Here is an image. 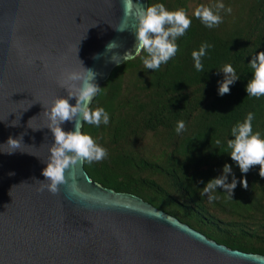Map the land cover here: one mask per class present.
Wrapping results in <instances>:
<instances>
[{"label":"water","instance_id":"1","mask_svg":"<svg viewBox=\"0 0 264 264\" xmlns=\"http://www.w3.org/2000/svg\"><path fill=\"white\" fill-rule=\"evenodd\" d=\"M122 16L121 0H0V264H264V254L229 248L133 193L100 185L83 162L66 172L79 193L37 190L53 143L43 104L67 97L57 81L78 67L77 44L98 86L120 64L113 52L135 53V21L115 29ZM110 41L120 47L94 59ZM61 127L73 131L74 123ZM21 136L23 151L4 152L9 137Z\"/></svg>","mask_w":264,"mask_h":264},{"label":"trees","instance_id":"2","mask_svg":"<svg viewBox=\"0 0 264 264\" xmlns=\"http://www.w3.org/2000/svg\"><path fill=\"white\" fill-rule=\"evenodd\" d=\"M147 0L168 10L184 9L192 23L178 37L177 54L158 70L144 67L141 52L112 68L89 107H103L109 123L84 124L106 149L100 161L83 162L89 178L115 191L133 193L229 248L264 254V177L259 165L242 173L230 155L220 152L231 128L247 113H255L253 131L264 137V96L247 95L248 62L264 51V0ZM223 3L225 9L214 6ZM199 5L212 7L222 22L212 28L194 16ZM231 8V12L227 9ZM212 45L197 72L191 53L202 43ZM231 64L239 78L230 92L218 94L220 70ZM178 121L185 128L175 131ZM221 142L220 145L216 141ZM231 173L222 172L223 165ZM227 175L237 181L231 193L217 187L216 199L203 193L209 179ZM246 179L248 187L240 184Z\"/></svg>","mask_w":264,"mask_h":264},{"label":"clouds","instance_id":"3","mask_svg":"<svg viewBox=\"0 0 264 264\" xmlns=\"http://www.w3.org/2000/svg\"><path fill=\"white\" fill-rule=\"evenodd\" d=\"M121 3L123 16L115 29L120 32L129 30L128 18L135 21L134 31H132L135 35V53L125 52L121 57L113 52L110 60L119 64L121 61L135 59L141 52H144L146 55L141 57L144 67L158 70L162 64L167 63L177 54L176 40L189 29L192 23L191 19L184 9L170 11L162 3L149 4L146 8L140 4H134L133 0H121ZM214 7L217 10L225 9L223 3H217ZM227 11L231 12V8H228ZM193 14L209 28L222 22L221 16L214 13L210 6L199 5L194 9ZM77 45L75 54L78 67L64 70L57 81L60 88L66 89L67 97L56 95L50 103L43 104L42 114L48 121L44 127L51 130L53 143L48 146L49 155L46 159V166L42 169L45 179L35 182L39 184L37 189L39 192L47 190L52 195H58L61 186H65L69 196L79 193L74 176L70 173L66 176V172L78 163L100 161L107 155L106 149L98 145L90 134L81 131L84 124L97 127L101 123L107 125L109 114L103 107L95 109L89 107L93 97L99 94L102 88L95 83L98 73L91 68L84 67L82 61L77 57ZM118 47L120 45L116 41H110L105 47V53L96 54L93 58L99 59L101 55L112 52ZM211 47V44L204 42L198 51H192L191 56L197 72L205 71L202 58L207 55V49ZM248 68L252 75L245 85L247 95L256 98L264 96V51L256 52L252 56L248 62ZM220 70L224 73V79L219 83L218 94L222 96L230 92L229 85L239 76L231 64H225ZM70 98H75L74 105L69 103ZM254 119L255 113L249 112L242 122L237 121L231 128L233 138L227 140L220 152L229 154L242 173H247L251 167L259 165V175L264 177V137L260 132L253 131ZM29 121L28 126L31 127ZM65 122H73L74 130H63L61 125ZM12 124H18V120L13 121ZM184 128V122L178 121L175 131L179 133ZM36 129L33 128V130ZM216 144L220 145L221 142L217 140ZM22 145H24L22 136L15 139L9 137L6 143L7 150L4 152L11 154L17 150L23 151ZM231 171V166L225 163L222 172L229 174ZM70 180L71 182H69ZM240 184L244 188L248 187L246 179L241 178ZM236 185L237 181L234 176L231 183H228L227 175H220L204 183L202 194H207L208 199L212 201L216 199L214 193L219 186L231 197Z\"/></svg>","mask_w":264,"mask_h":264},{"label":"rangeland","instance_id":"4","mask_svg":"<svg viewBox=\"0 0 264 264\" xmlns=\"http://www.w3.org/2000/svg\"><path fill=\"white\" fill-rule=\"evenodd\" d=\"M195 6V1L191 0L188 4V11L190 12ZM152 204V203H151Z\"/></svg>","mask_w":264,"mask_h":264}]
</instances>
